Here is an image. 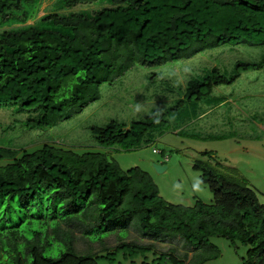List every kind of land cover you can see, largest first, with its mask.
I'll list each match as a JSON object with an SVG mask.
<instances>
[{
  "label": "trees",
  "instance_id": "1",
  "mask_svg": "<svg viewBox=\"0 0 264 264\" xmlns=\"http://www.w3.org/2000/svg\"><path fill=\"white\" fill-rule=\"evenodd\" d=\"M38 4L0 0V109H11L14 125L28 131L82 114L101 99L102 85H115L135 66L177 64L226 46L264 47V0H57L49 12ZM263 69L264 54L232 70L214 66L189 79L168 109L131 124L90 127L108 152L0 147V264H99L97 252L76 249V233L88 239L121 230L144 242L104 241L111 256L153 252L151 264H206L220 257L210 241L221 237L248 248L243 264H264V204L235 169L223 171L213 151L200 152L193 164L212 203L197 199L191 206L168 203L149 172L123 170L108 158L153 143L176 121L174 130L187 136V122L226 102L215 88ZM159 76L151 73L149 81ZM157 243L171 246L161 253Z\"/></svg>",
  "mask_w": 264,
  "mask_h": 264
},
{
  "label": "rangeland",
  "instance_id": "2",
  "mask_svg": "<svg viewBox=\"0 0 264 264\" xmlns=\"http://www.w3.org/2000/svg\"><path fill=\"white\" fill-rule=\"evenodd\" d=\"M56 1L40 0L43 5L38 6L49 12L55 7ZM263 54L264 47L226 46L177 64L169 63L151 69L135 66L115 85H102L99 101L88 106L82 114L54 128L28 131L21 125H14L16 117L11 109L2 108L0 147L25 149L32 153L45 144H62L79 154L108 152L94 142L90 127L105 126L111 121L131 124L144 120L156 109H168L183 97L189 79L202 76L214 66L232 70L239 60L259 61ZM182 65L186 66L187 71H183ZM151 73L160 76L149 81ZM165 81H168V90H164ZM213 94L226 97L228 101L216 108H209L201 120L187 122L181 129L187 136L178 135L179 130H174L180 126L176 121V125L173 123L162 136L157 135L153 143L135 151L109 154V160L117 162L123 170L142 168L149 172L165 201L191 206L197 199L212 203L213 196L208 187L201 183L200 173L193 170V164L202 160L200 152L213 151L223 171L225 168L235 169L264 204V69L243 73L234 84L219 86ZM154 150L165 151V157L154 154ZM176 150L180 152L176 153ZM163 162L167 170L157 173L153 164ZM100 236L103 237L102 241ZM126 236L127 240L144 242L135 231H129L128 234V230H121L91 234L88 239L76 233L75 246L81 253L89 252L90 249L97 252L101 256L99 264H151L158 257L153 252H147L144 256H130L128 250L127 253L120 250L119 254L111 256L108 249L105 251V247L101 246L105 241L108 247H114L116 238ZM210 242L219 249L220 257L206 264H243V259H247L248 248L239 242L232 244L221 237L211 238ZM170 246L157 243L156 250L162 253ZM56 254L52 251V255ZM112 257L114 260H110Z\"/></svg>",
  "mask_w": 264,
  "mask_h": 264
},
{
  "label": "water",
  "instance_id": "3",
  "mask_svg": "<svg viewBox=\"0 0 264 264\" xmlns=\"http://www.w3.org/2000/svg\"><path fill=\"white\" fill-rule=\"evenodd\" d=\"M153 166L157 173H163L167 170V166L161 164L154 163Z\"/></svg>",
  "mask_w": 264,
  "mask_h": 264
},
{
  "label": "clouds",
  "instance_id": "4",
  "mask_svg": "<svg viewBox=\"0 0 264 264\" xmlns=\"http://www.w3.org/2000/svg\"><path fill=\"white\" fill-rule=\"evenodd\" d=\"M226 101H228V99L226 100ZM154 154H160L161 155V152L160 151H157V150H154ZM162 156V155H161ZM165 161H166V159H165ZM164 163V162H163ZM163 163H157V164H161V165H164L165 166V164H163ZM200 173V172H199ZM200 179H201V173H200ZM202 183V182H201Z\"/></svg>",
  "mask_w": 264,
  "mask_h": 264
}]
</instances>
